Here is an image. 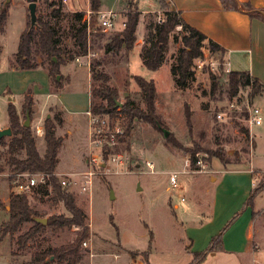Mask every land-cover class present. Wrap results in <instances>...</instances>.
<instances>
[{"label": "rangeland", "instance_id": "1", "mask_svg": "<svg viewBox=\"0 0 264 264\" xmlns=\"http://www.w3.org/2000/svg\"><path fill=\"white\" fill-rule=\"evenodd\" d=\"M55 1L61 8L60 17L51 14L52 8L48 3L37 0V16L49 20L56 27L66 60L58 75L63 82L60 92L63 98L60 100L69 107L66 122L57 128V134L64 138V143L54 174L59 178L63 173H70L73 178L80 179L82 172L91 169L88 163L90 154L99 157L98 164L93 166L95 176L90 190L64 188L87 214L89 237L86 239L88 246L82 245L83 264H189L193 260V253H189L190 245L183 228L185 221L201 219L203 216L200 211L208 212L206 206L210 205L211 196L206 190L205 181L209 182V175L214 173L213 169H217L216 163L220 160L214 154L223 150L226 161H220L225 164L252 160L251 166L264 167V88L263 92L253 97L262 112L260 125H254L250 130L238 118L230 123L220 122L217 112L230 99L226 91L229 71L224 68L221 55L212 53L206 43L202 48L203 55L193 61L194 79L185 88L178 86L171 66L177 63L179 50L185 47L186 34L181 26H177L171 35L164 65L156 71L148 70L140 54L147 23L149 20L160 22L165 18V10L170 8L158 0H138L141 11L138 39L134 50L129 53L122 50L115 54L105 49L108 39L125 25L130 11L128 0H116L114 5L111 0H103L100 10L112 9L116 13L112 29L104 30L99 25L98 11L92 12L87 51V54H92L89 81L87 65H79L77 61L78 56H84L83 59L87 60V54H80L74 34L84 21H78L75 14L78 11L86 13L90 2ZM166 4H169L168 0ZM28 5L27 0H0V8L9 6L5 31L0 32L2 51L4 49L0 61V89L3 83H10L0 94L1 127L9 123V102H13L18 111L24 102L23 93L11 90L13 86L16 89L20 87L21 78L10 75L9 67L15 63L20 33L30 23ZM38 60H42V57H38ZM97 62L98 70L107 73L110 76L109 84L118 89L121 103L130 98L145 108L135 75L154 79L157 87L156 111L160 121L153 125L134 119L128 132V119L120 109L114 115L100 114L99 125H103L101 119H106L107 124L102 135H92L93 142L99 139L102 144L93 143L86 109L87 91L89 85L90 93L93 87L91 67ZM212 75L217 76L223 84L222 93L212 94ZM251 88H241L238 96L245 97ZM51 89L55 91L54 84ZM50 102L39 117L35 114L31 117L30 125L40 154L46 151V140L44 135L36 134V126L45 125L46 114L54 116L58 111L63 112L56 97L51 98ZM241 127L249 131L248 136ZM162 128L170 131L168 137L164 136ZM112 133H115V144H109ZM6 137L10 139V136ZM5 149L0 147V152ZM192 152H195V160L200 158L205 165L197 166L196 163L193 169L200 168L203 171L189 169L190 173L184 172L185 158H192ZM119 155H123V162H120ZM147 160L154 162L155 173L150 172ZM2 162L4 159H1ZM172 171L180 172L178 188L170 186L169 174ZM9 174L7 168L0 172V201L7 205V209L0 207V225L9 218L11 195L20 193L14 180L16 177L10 179ZM263 174L264 171L258 172V180ZM27 195L30 205L43 217L68 213L61 201L55 203L35 191ZM241 209H237V213ZM254 218L255 234L247 254L215 251L201 264H264V212ZM30 225L25 224L21 231L8 235L0 242V264H22L30 260L40 247L44 249L71 241L79 229L76 226L59 231L48 228L35 242L30 243L26 251H20L17 237ZM150 231L153 232V238ZM150 244L152 250L147 255Z\"/></svg>", "mask_w": 264, "mask_h": 264}, {"label": "trees", "instance_id": "2", "mask_svg": "<svg viewBox=\"0 0 264 264\" xmlns=\"http://www.w3.org/2000/svg\"><path fill=\"white\" fill-rule=\"evenodd\" d=\"M29 3L37 0H27ZM52 8L51 14L54 17L61 16V8L55 0H43ZM162 5H167L166 0H158ZM226 10H237L248 13L250 16H263L261 11L255 8L250 2L240 0H220ZM90 9L99 11L103 0H89ZM130 11L125 21L123 29L113 34L105 44L107 52L120 53L122 50L131 52L134 50L138 39V27L141 20V11L138 0L127 1ZM8 7L0 8V32L5 31L9 17ZM165 18L160 22L149 20L146 26L147 32L144 43L141 47V58L143 64L148 70L156 71L161 68L166 60V54L169 49L171 35L177 26L185 31V47L179 50L177 63L171 66V73L175 77L176 83L181 88L187 87L190 80L194 79L193 61L195 58L203 55L202 48L208 44L212 53L221 55L223 65L226 58V50L220 44L212 39L198 28L189 24L182 16L180 11L171 7L164 12ZM85 12L78 11L75 16L78 21L84 19ZM30 17V15H29ZM99 17V15H98ZM264 17V16H263ZM31 23V22H30ZM26 27L20 34L18 48L15 53V69H35L43 67L50 76L51 83L55 85L56 92L63 88L62 80L57 79L60 73V67L65 64L63 58L64 49L59 44L58 32L56 27L49 21L41 17L37 18V24L31 28ZM75 42L79 47L80 54H87L88 45V26L83 21L75 32ZM2 44L0 42V54ZM42 60H38V57ZM97 64L91 67L93 87L91 91V110L94 114H117L120 109L128 119V132L131 129V122L134 119L144 120L156 125L160 119L156 111L157 87L154 79H147L141 75H135V80L142 92L145 102V108L137 105L134 100L128 99L125 103L119 102V91L109 84L110 76L104 71H99ZM101 65V63H100ZM225 68V67H224ZM212 78V94L223 92V84L215 75ZM252 86L251 96L254 97L263 91L264 83L256 77H253L249 71H229L226 91L228 97L236 96L241 88ZM35 99L33 89L29 87L24 95L22 105L23 119L20 117L18 109L13 102L8 104V114L12 135L8 140L6 136L0 137V147H6L0 152V172L9 169V178L13 179L19 173H37L42 172L50 175L47 183L35 188V192L55 203L61 201L64 203L68 213H56L48 216L47 224H42L33 219L34 216L43 217L35 210L29 202L28 195L24 193L12 194L9 200V218L0 225V242L8 235H14L21 231L27 223L29 228L20 233L17 237L20 251H26L31 242H35L38 237L48 228L53 231H59L73 226L79 227L76 236L71 241L65 242L59 246L39 248L35 250L30 260L22 264H83L82 245L89 237V225L87 224V214L83 208L77 205L75 197L66 191L55 176V170L59 164V152L63 146L64 138L57 134V127L64 122L63 112H56L54 116H46L44 127V138L46 140V151L40 154L35 134L30 126H25L24 122L27 113L30 118L34 116ZM23 120V122H22ZM32 120V119H31ZM237 123V122H236ZM238 124V123H237ZM246 135L249 131L241 127ZM129 135V134H128ZM223 162L226 161L223 150L214 154ZM1 159L4 162L1 163ZM193 162L195 161V152H192ZM264 174L255 186L252 188L246 201V205L252 206L256 195L264 189ZM52 187V192L49 187ZM0 207L7 209V205L0 201ZM241 211L236 213L223 228L214 235L209 245L201 250L192 252L193 260L189 264H201L206 258L215 251L223 249V237L227 229L234 220L240 215ZM255 216V215H254ZM153 238V232L150 231ZM152 250V244L149 245L147 255Z\"/></svg>", "mask_w": 264, "mask_h": 264}, {"label": "crops", "instance_id": "3", "mask_svg": "<svg viewBox=\"0 0 264 264\" xmlns=\"http://www.w3.org/2000/svg\"><path fill=\"white\" fill-rule=\"evenodd\" d=\"M111 1L114 5L116 0ZM240 1L250 2L264 16V0ZM168 2L172 9L182 13L189 24L205 33L208 39L214 40L225 48L224 66L227 71H249L253 77L259 78L264 83L263 16H250L242 11L226 10L220 0H168ZM3 53L4 49L0 55V61ZM9 68L10 75H18L21 78L20 87L16 89L13 86L15 90L11 88L12 92L18 91L25 95L26 90L32 87L35 99L34 114L37 117L51 103V98L56 97L61 103L59 106L64 114L63 124L66 122L69 106L61 102L60 99L63 98L61 91H52L51 79L45 68L24 70L11 66ZM87 70L90 81V66H87ZM7 85L10 83L2 84L0 94L8 88ZM87 93L86 112L91 107L90 85ZM18 112L23 118V110ZM7 127H10V120L9 123L0 126L1 129ZM251 163L252 160L247 163L225 164L218 160L217 169H213L214 173L209 175V182L205 181L206 190L211 196V203L206 206L208 212L200 211L203 216L201 219L185 221L184 224L183 234L189 242L190 254L205 249L212 237L219 233L239 208H242L241 213L225 232L223 249L217 252L245 255L250 251V244L255 234L254 215L258 217L264 212V189L256 195L252 206L246 205L250 192L257 182L258 172L264 171V167L256 168L251 166ZM245 164L247 166H244ZM211 165L213 166V163Z\"/></svg>", "mask_w": 264, "mask_h": 264}, {"label": "built area", "instance_id": "4", "mask_svg": "<svg viewBox=\"0 0 264 264\" xmlns=\"http://www.w3.org/2000/svg\"><path fill=\"white\" fill-rule=\"evenodd\" d=\"M64 2H67V0H64ZM92 10L90 8L87 9V12L85 13L84 16V21L87 23L88 26V31H91V14ZM99 25L103 27L104 30L112 29L115 25V18H116V13L112 9H105V10H99ZM91 53L85 55L87 57V60H84V56H78L77 61L79 65H87L91 66ZM251 86V85H250ZM248 86V87H250ZM252 87V86H251ZM251 91L245 96L242 97L241 95L230 98L223 108L220 109L217 112V119L220 122H228L230 123L234 118H238L244 121V123L252 130V127L254 125H260L263 120L262 112L260 107L257 105L255 102L254 98L251 96ZM87 114L90 117V132H91V141L92 140V135L93 133L95 135H102V132L105 131V124H107L106 119H101V122L103 125H99L100 123V118L98 115L94 114L91 110V107L87 111ZM36 134L39 136L44 135V127L41 125H37L36 128ZM119 131V130H118ZM112 138L109 141V144H115V133H112ZM95 144L101 145L102 142L99 139L94 140ZM93 142V143H94ZM98 155H94L93 153L90 154V159L88 160V163L91 165V169L86 170L82 172V177L80 179H75L73 176L70 175V173H63L59 176L58 180L61 183V185L64 188L72 187V189H80L81 191H88L92 188L93 185V178L95 176V171H94V164H98ZM119 160L120 162H123V155H119ZM197 163V166H202L205 167L203 164L202 160L196 159L193 162L192 158H185L184 165L185 169L184 172L190 173L189 169H193V165ZM147 167L150 169L151 173H155V164L154 162L147 160L146 162ZM197 168V167H196ZM194 172L197 171H203L200 170V168L193 169ZM205 171V170H204ZM179 171H172L169 174V181H170V186L174 188H178L180 183H179ZM50 178L49 174L42 173V172H37V173H19L16 175V178L14 179L17 182V188L19 189L20 193L24 194H29L34 192L35 188L38 187L39 185H45L47 183V180ZM170 188V187H169ZM52 187H49V190H51ZM83 245L85 247L88 246V242L84 241Z\"/></svg>", "mask_w": 264, "mask_h": 264}, {"label": "water", "instance_id": "5", "mask_svg": "<svg viewBox=\"0 0 264 264\" xmlns=\"http://www.w3.org/2000/svg\"><path fill=\"white\" fill-rule=\"evenodd\" d=\"M28 9H29V15H30V22H31V28H33L36 24H37V2L32 1L29 3L28 5ZM57 79H60V75L57 76ZM31 124V118L30 115L27 113V118L26 121L24 122L25 126H30ZM164 136L168 137L170 134V131L162 128ZM12 135V129L10 127L4 128V129H0V137H4V136H11ZM33 219L37 222H40L42 224H47L48 222V218L46 217H40V216H34Z\"/></svg>", "mask_w": 264, "mask_h": 264}]
</instances>
